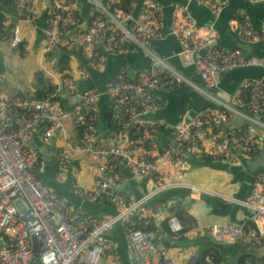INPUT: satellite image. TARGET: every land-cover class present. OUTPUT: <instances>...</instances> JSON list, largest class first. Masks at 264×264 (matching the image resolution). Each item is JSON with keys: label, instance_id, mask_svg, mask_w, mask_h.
Here are the masks:
<instances>
[{"label": "built area", "instance_id": "obj_1", "mask_svg": "<svg viewBox=\"0 0 264 264\" xmlns=\"http://www.w3.org/2000/svg\"><path fill=\"white\" fill-rule=\"evenodd\" d=\"M37 1L15 0L14 21L9 28L6 20L1 21L4 33L0 45L7 43L15 48L22 42L18 22L35 16ZM48 1L38 48L41 55L50 58L48 73L54 79V91L42 99H29L0 87V264H35L33 239L39 248L36 264H122L118 245L111 238L116 226L121 228L129 264H156L155 258L159 259L157 264H177L169 256V247L157 241V234L146 229L145 223L159 227L166 220L169 232L165 234L172 241L181 235L183 227L165 205L152 212L145 208L146 202L171 187L185 185L190 158L233 165L238 163L236 155L251 157L260 151L261 137L244 136L233 126L223 131L212 125L239 114L248 123L264 128L256 118L264 115V83L261 79H242L229 103L197 112L189 121L179 116L171 123L169 138L161 140L159 134L169 123L155 117L164 104L158 91L182 85L196 87L150 48L151 40L165 37L164 5L158 0H143L132 17L131 11L119 7V0H90L86 13L79 0ZM196 1L208 6L214 15L226 3ZM229 22L242 40H264V18L255 30L244 12L237 9ZM202 27L196 26L186 5L173 4L169 28L180 44L176 55L182 66L196 67L206 88L216 87L221 75L234 68L264 67V58L223 46L201 53L217 38L212 26ZM60 48L77 51L84 64L95 71L105 67L108 56L131 51L143 52L151 64L131 75L129 66L122 65L101 90L98 86L81 90L80 83L90 75L76 66L75 78L70 65L59 63L54 56ZM102 94L113 109L112 125L104 134L98 126ZM73 96H79V100L67 105ZM239 102L245 103L248 113L236 109ZM75 128L83 132L80 141L73 143L67 131ZM56 140L59 144L53 154L57 180L72 179L73 192L82 202H110L115 214L93 215L44 183L39 175L42 160L37 143L50 147ZM78 159H87L93 186L78 184L73 164ZM119 162L132 177L147 179L154 187L137 198L125 187L128 177L116 170ZM121 184L124 187L119 189ZM189 189L191 195L204 191L196 185H189ZM221 197L244 206L245 220L212 224V239L239 245L263 243L264 172L254 177L251 192L244 199H237L233 192Z\"/></svg>", "mask_w": 264, "mask_h": 264}, {"label": "water", "instance_id": "obj_2", "mask_svg": "<svg viewBox=\"0 0 264 264\" xmlns=\"http://www.w3.org/2000/svg\"><path fill=\"white\" fill-rule=\"evenodd\" d=\"M81 2L82 12L86 13L89 9L91 4L90 0H79ZM143 0H136L133 9L131 11L132 17H135L136 13L139 10L140 4ZM160 1L163 6V14H162V30L165 34L163 39H153L150 42V48L157 53L159 56L163 57L166 62H169L171 65L175 67L176 70H180L184 75H190L192 72H196L197 69L194 65L192 66H182L178 56L176 55L180 51V44L178 38L170 31L169 23H170V15L173 4L180 3L182 5H186L188 11L190 12L191 16L195 20L196 26L202 25H211L217 32V38L215 41L208 44L201 50L203 53L206 49H210L214 46H223L227 50H240L242 53L246 55H255L260 58H264V40H259L255 42H249L242 40L239 35L231 28L230 26V17L233 11L237 8L240 10H244L248 20L250 23L253 24L252 14L250 13L249 9H245L243 5H238L235 0H227V4H225L219 11L217 15H214L211 10L203 5L202 9H204L205 16H203V20L199 21L198 15L200 14L201 6H198V2L196 0H158ZM249 2V1H248ZM48 0H45V8L42 10L39 18V30L41 32V27L45 22L46 11L48 8ZM193 3L196 4L199 8L197 13L195 14L192 12L191 7ZM260 4L264 5V2ZM194 11V10H193ZM264 17V14L260 15L257 18V23L260 22ZM255 28V27H254ZM259 27H257L258 29ZM129 66V73L132 74L133 71L139 69H146L149 68L151 64V59L145 55L141 51H131L125 54L119 55H110L106 59L105 69L101 73V80L103 79H111L118 69L122 65ZM191 72V73H189ZM198 74V73H197ZM199 81L193 80L198 85L203 86V82L198 74ZM245 78H252V79H261L264 83V67L260 66H242L234 68L230 71L221 75V78L214 88H209L211 93H223L224 100L226 102L229 101L230 96L233 94V90L236 86H238L239 82ZM237 88V87H236ZM99 90L102 89L98 87ZM158 95L165 100V107L164 110L168 113L169 121L175 122L180 116V107L185 100H191V108L187 114L184 115L185 121H189L197 112L211 109V108H218L219 104L213 103L210 99L204 96L202 93L196 91L193 87L188 85H182L170 91H158ZM79 100V96H73L70 98V104L77 102ZM223 101V102H225ZM100 104L103 107L105 104L112 106V103L108 101L105 94H102L100 97ZM246 107V106H245ZM246 113L248 110L245 108ZM260 121L264 123V115L263 116H256ZM246 122L245 119L242 117L233 114L230 119L227 121L212 125L213 128H220L225 131L229 127H236L238 132H241L242 125ZM172 131V124L169 123L166 128L164 129V134L168 137L171 135ZM37 149L39 151L40 157L44 160L51 158V153L53 149H48L47 147L43 146L40 143H37ZM238 159L237 164L230 165L228 163H221L219 161L209 162L207 165H212L220 170H224L232 176L234 183L239 184V187L235 193V197L239 200L244 199L247 197L251 192L252 182L254 177L259 172H264V138H262V147L260 151L251 157H243L241 155H236ZM123 185H119V188H122ZM164 194L165 199L168 197L177 195L181 199L187 198V203L191 204L195 202V199L190 196V189L189 188H177L173 190H168ZM137 198H140L142 195L134 193ZM65 197L71 202L75 207L79 206L82 203V200L77 197L74 193H66ZM200 199L206 205L211 207V210L214 214L219 216H225L230 221H236L235 215L237 211L246 212L244 206L231 202L225 203L221 201L219 198L207 195L206 193L200 194ZM84 203V202H83ZM177 203L176 200L169 201V206L172 207ZM85 207H89V204L84 203ZM108 214H115L113 208H107L105 210ZM161 240L165 246H169V243L172 242V238L165 234H160L157 240ZM222 253L226 256L229 255H241L243 253H252L255 258V264H263L264 259V242L259 245H221L215 244ZM33 249L35 251V264L37 263L38 257V244L35 239H33ZM120 258L122 264H129L126 248L123 247L122 251H119ZM198 253L195 252L192 257L190 258L187 264H194Z\"/></svg>", "mask_w": 264, "mask_h": 264}, {"label": "crops", "instance_id": "obj_3", "mask_svg": "<svg viewBox=\"0 0 264 264\" xmlns=\"http://www.w3.org/2000/svg\"><path fill=\"white\" fill-rule=\"evenodd\" d=\"M216 1H219V0H216ZM225 1H226L225 4H227V0H225ZM235 2L238 5H243L246 10L249 9V11H250V13L252 14V17H253L252 18L253 24L250 23V22H249V24H250V26L252 28L255 27L254 29L257 30V27H259V25H260V22L257 23V18L260 15L264 14V5L260 4V3L264 2V0H235ZM44 3H45V1H44ZM197 4H198V6H201V8H200L201 16L198 15V17H199V21H202L203 20L202 17L205 16V12H204V9H202V5L200 3H197ZM45 6L46 5H44V7L40 9V13L39 14L37 13L35 18L33 17L30 20H24V21L18 22V26L20 28V32H21V35H22L21 36L22 37V43L25 42V47H26L23 50V52H22V49H16V50L13 49L14 47H10L7 43H3V44L0 45V52H1V50L5 49L7 47L11 48V60L17 61V59H19V56L20 57L35 56V58H33L32 60H29L30 58L27 59L28 62L26 64H24V68L28 72L27 84L25 86H22L19 83L11 82L12 87H13L12 90H7L4 87V89L7 90V91L16 93V94H18V95H20L22 97L29 98V99H35V98L32 97V95L35 92V90L42 85L41 81L44 80L45 78L47 80H49L50 83H52V84L54 83V79L52 77H50V75L48 73L51 70V63H50L49 56L45 57V56L41 55L40 52H38L36 54V50H35V48H37L41 44L42 33L38 29L39 28L38 18L40 16L42 10L45 8ZM198 6L193 3V6L191 7L192 12H194L195 14L199 10ZM237 9H239V8H237ZM237 9H235V10H237ZM243 12H244V10H243ZM232 14H231V16H232ZM14 19H15V15L7 17V19L5 21L6 25H10L14 21ZM202 26L201 27L204 28V27L209 26V25L207 24V25H202ZM29 29H31V30H29ZM67 54L69 55L70 60L68 62H66V63L70 65L72 74L74 75L75 78H78V74H77V71H76V66H79V67H82V68L86 69V71L90 75V78L84 79L85 85H88L89 80L90 79H94L95 77L101 79V73L104 71L105 67L101 71H95L94 69H91L86 64H84L82 58L80 57V55H79V53L77 51L67 50ZM54 56L59 61V59L61 57L60 50H57L55 52ZM253 56H255V55H253ZM167 63L171 67L175 68L169 62H167ZM249 66H260V67H262V65H249ZM44 70H45V72H44ZM179 72L182 73L180 70H179ZM189 73H191V72H189ZM197 73H198L197 71L194 72V73L192 72L190 75H187V76L184 75L183 73L182 74L184 76L188 77L194 83V85L196 86V87H194V89L196 91L202 93L204 96H206L208 99H210L213 103L215 102L216 104H219V103L225 101L223 93H221V92L220 93H218V92L211 93L209 91V88H206L204 83H203V86H200L196 82H194L193 81L194 79L199 81V77H198ZM106 80H108V79H103L102 82L104 83ZM236 87L234 88L232 93H234ZM162 101L164 102V104H162V107L160 108V110L156 112L155 117L159 118V119H165V120L168 121V123H172V122L169 121L168 113L164 110L165 100L162 99ZM229 102L230 101H228V103ZM101 105L102 104H100V103L98 104V114H99V116H98V126H99V129H100L101 133L104 134L108 130L109 127L107 125V121L105 120V113H104L105 105L103 107ZM108 107L112 108V106H110V105ZM236 107H237L236 109H238V111L246 113V111H245L246 107H245V103L244 102H239L238 104H236ZM188 111L186 112V114L188 113ZM112 112H113V109H112ZM236 115L242 117L239 114H236ZM242 118L244 119V117H242ZM259 129L264 131V128L262 126H260V125H252L251 123H248V121L246 120V122L241 127V132H239V133L244 135V136L255 135V136L264 138V134L258 133ZM82 132H83L82 129L75 128V129H68L67 134L70 137V141L74 143L76 141L77 142L80 141ZM165 137H167V136L164 134V130H162L160 132V134H159V139L163 140ZM168 138H169V136H168ZM58 144H59V141L56 140V141H53L50 144V147L49 146L47 147L48 149H53L50 159L44 160V159H42L40 157L42 161H41V167H40L41 172L39 173V175H40L41 178H43V181L48 186H51V187H53L55 189L57 188L56 191L58 190L59 194L65 196L66 193H74V192H73V188H72L71 184H69L68 181L59 182L57 180L56 176H55V168L56 167H55L54 156H53L54 154L53 153L55 152L54 146H57ZM189 160H190L191 167H190V170H189L187 178H186V184L185 185H179V186L171 187L168 190H173V189H177V188H180V189L189 188V185H196V186H200V187H202V189H204V191L202 193H206L207 195L215 196V197L219 198L221 201H223L225 203H231V202L225 201L221 197V194H226V193L233 192L234 196H235V193H236V191H237V189L239 187V184L234 183V180L232 179V176L229 173H227L226 171H224V170H220V169H218V168H216V167H214L212 165H207L208 162L199 161V160L192 159V158H190ZM78 161L79 162H74L73 163L74 164V168L77 169L76 172L79 175L78 176V180H79L78 184L83 185V186H87V187L93 186V181L94 180L92 179V174H91L87 159H83V161H82V159H78ZM81 166H82V169H81ZM116 166H117L116 167L117 171H121V173L124 172L125 175L128 177L127 181L125 182V187L128 188L130 191H132L133 194L137 193V194H141L142 195V194H145L147 191H150L154 187V184L151 181L147 180V179H139V178L132 177L131 172L129 170H127L121 162H119ZM224 172H226V173H224ZM224 178H227L228 182L231 183L232 185L223 186L221 181ZM222 186L224 187V189L226 191L223 190ZM119 189H121V188H119ZM168 190H166V191H168ZM166 191L160 192L156 196L161 195L164 198V196L166 195L164 193ZM200 194L199 195H196V194L191 195L190 194V196L193 197L195 199V202H196V201H201ZM155 197H153V198H155ZM153 198L147 200L146 205H145L146 209H149V211L154 212L157 209L161 208L163 205H165L167 207V210L170 213V215L176 217L177 220L182 225L183 229H185L186 224H185V222L183 223L180 218H178V216L176 214V209H177V207L179 205H183L184 202H187V198L186 199L185 198L181 199L179 196L174 195V196L168 197L167 199L164 198L165 201L162 202V203H157V202H155V203L153 202L152 203L151 200H153ZM171 200H176L177 201V203L175 205H173L172 207L169 206V201H171ZM84 203L82 202L79 206H76V207L84 208V206H83ZM147 203L149 204V206H147L148 205ZM191 204H193V203H191ZM89 206L93 207V208H97V205H95V204H91ZM208 207L211 209L210 206H208ZM215 215H214V213L212 214V216H215ZM217 216H219V215H217ZM220 217L222 219H220L219 217L212 218V217L200 216L199 217L200 218V222L197 221V219H194V218L191 217L192 221L194 223V226L191 227V228H187L186 227L187 230L186 231L183 230L181 235H183L187 231H190L189 233L186 234V236L189 235V238L191 239V241L193 243H195L197 246H200V245H206V246L207 245H213V244H215L214 243L215 241L211 237V226H212V224L223 223L226 220H229L225 216H220ZM215 220H220V221H215ZM235 220L238 221V222H241V221L245 220V212L237 211V213L235 215ZM163 221L166 222V220H162L160 222L159 227L154 224L157 227V229H158L157 231H155V233L157 234V239H158V236L160 234H165V233L169 232V229L167 231H163L162 230L161 223ZM165 235H167V234H165ZM180 236L177 239H180ZM111 238H112L113 241H115L117 243L118 251H122L123 247L126 248L124 240H123V236H122V231H121V228L119 226L115 227V230L111 234ZM157 241H159L161 244H163L160 239L157 240ZM172 243H173V241L171 243H169V246H168L169 248L172 246ZM220 244L221 245H239V244H233V243H220ZM239 246H241V245H239ZM126 252H127V250H126ZM195 252L198 253L197 247L192 248V250L190 251V255L188 256V260H187V262L185 264H187L189 262L190 258L192 257V255ZM127 256H128V260H129L128 253H127ZM236 256H238V255H229V254L226 255V257H228L229 259L235 258ZM208 262H210V260ZM155 263L156 264L159 263V259L158 258H155ZM195 263H196V261H195ZM221 264H224V263H221Z\"/></svg>", "mask_w": 264, "mask_h": 264}, {"label": "trees", "instance_id": "obj_4", "mask_svg": "<svg viewBox=\"0 0 264 264\" xmlns=\"http://www.w3.org/2000/svg\"><path fill=\"white\" fill-rule=\"evenodd\" d=\"M136 0H119L118 4L119 7L125 9L126 11H132L133 6L135 4ZM16 13V2L15 0H0V40H1V36L3 35L4 32H2V25H1V21L6 20L7 17L9 16H14ZM8 28L10 27V25H7ZM25 42H21L19 44V46L13 48V49H25ZM61 52V57L59 59V63H66L70 60L69 55L67 54V50L66 48H60L59 49ZM2 57V54H0V58ZM103 80L99 79V78H94V79H90L88 85H85L84 81L80 83V89L84 90L86 88L92 87V86H98L101 87L103 82ZM41 86L39 88H37L35 90V92L33 93L32 97L35 99H42L45 97H48L49 95L52 94V92L54 91L55 85L50 83V81L48 82L47 80H42L41 81ZM70 102L68 101L67 104H69ZM109 105L105 104L104 107V113H105V120L107 121V125L108 127H110L112 125V108L108 107ZM191 107V101L190 100H185L181 107H180V116L185 115L186 112L190 109ZM56 155H54L55 157ZM204 162H214V161H210V160H206ZM43 180V178H42ZM73 180L70 179L68 180V183L72 185ZM45 183V182H44ZM46 184V183H45ZM47 185V184H46ZM57 189V188H56ZM58 191V190H57ZM59 193V191H58ZM165 199L161 196L158 195L155 198H153V200H151V202L155 203H162L164 202ZM89 205L91 204H95L97 205V208H93V207H85L84 206V210L91 212L93 215H100L102 213H106L105 210L107 208H112V204L110 202H102V203H87ZM182 207L183 205H179L176 209V214L178 216V218H180L182 220V222L184 223L186 221V216L188 215H183L182 214ZM191 218V217H190ZM144 220V219H143ZM192 220V218H191ZM144 222H146V220H144ZM137 226H142V224L137 223ZM143 227V226H142ZM161 227L163 231H167L168 227L166 225V222L163 221L161 223ZM145 228L146 229H150L153 231H157V227L152 223V222H148L145 223ZM184 231H186V227L185 229H183ZM186 238V232L180 236V239H185ZM191 240V239H190ZM215 244H220L218 242H214ZM200 245L197 246V251L199 253V257L196 260L195 264H255V258L254 255L252 253H243L241 255L236 256L235 258H231L229 259V262H225V255L222 253V251L216 247V245ZM206 258H209L210 262L206 261ZM263 264H264V259H263Z\"/></svg>", "mask_w": 264, "mask_h": 264}, {"label": "rangeland", "instance_id": "obj_5", "mask_svg": "<svg viewBox=\"0 0 264 264\" xmlns=\"http://www.w3.org/2000/svg\"><path fill=\"white\" fill-rule=\"evenodd\" d=\"M41 4H42L41 0L36 2V6H35L36 10H35L34 18L36 17L37 13L38 14L40 13ZM35 50L37 54L39 52V48L37 47L35 48ZM0 54H2V57L0 58V87L2 88L5 87L7 90H12L13 87H12L11 82H16V83L21 84L22 86H25L27 84L28 72L27 70H25L24 64L28 62L27 59L30 58L29 60H32L33 58H35V56H30V57H20L19 56V59H17L18 61L17 62L15 60H11V48H8V47L1 50ZM45 80L47 79L45 78ZM258 133L264 134V131L259 129ZM221 183L223 186L232 185L231 183L228 182L227 178H224L221 181ZM223 190L226 191L224 187H223ZM147 206H149V204ZM182 214L189 215V216H186V221H185L187 228H191L194 226V223L190 217L197 219V221L199 222H200V218H199L200 216L212 217V218L219 217L220 219H222L220 216H217L215 214L214 215L216 217L212 216L213 212L202 201H196L193 204H188L187 202H184L183 207H182ZM215 221H220V220H215ZM189 232L190 231H187L186 234ZM194 247H197V245L193 243L190 240L189 235H187L185 239H176L173 241L172 246L169 248V256L174 258L177 264H185L188 260V256L190 255V251ZM224 261L229 262V258L225 256Z\"/></svg>", "mask_w": 264, "mask_h": 264}, {"label": "bare ground", "instance_id": "obj_6", "mask_svg": "<svg viewBox=\"0 0 264 264\" xmlns=\"http://www.w3.org/2000/svg\"><path fill=\"white\" fill-rule=\"evenodd\" d=\"M67 105H71L70 103L69 104H67ZM141 206H143L142 204H140Z\"/></svg>", "mask_w": 264, "mask_h": 264}]
</instances>
